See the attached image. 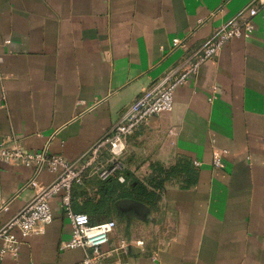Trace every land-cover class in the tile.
<instances>
[{
    "label": "crops",
    "instance_id": "obj_1",
    "mask_svg": "<svg viewBox=\"0 0 264 264\" xmlns=\"http://www.w3.org/2000/svg\"><path fill=\"white\" fill-rule=\"evenodd\" d=\"M253 2L252 34L227 41L176 87L170 112L129 137L124 163L134 176L120 181L126 185L87 181L73 192L75 212L117 222L104 264H264V3L0 0V141L15 136L29 151L48 145L70 161L144 87ZM154 165L175 172L151 183ZM56 175L1 162L0 203L8 208L0 227L34 199L28 181L46 185ZM136 180L155 197L147 202ZM101 188L108 199L99 200ZM50 205L51 223L22 237L18 257L0 264H79L86 251L63 248L72 225L60 196Z\"/></svg>",
    "mask_w": 264,
    "mask_h": 264
},
{
    "label": "built area",
    "instance_id": "obj_2",
    "mask_svg": "<svg viewBox=\"0 0 264 264\" xmlns=\"http://www.w3.org/2000/svg\"><path fill=\"white\" fill-rule=\"evenodd\" d=\"M256 1L264 3V0ZM257 13L258 8L253 2L220 26L174 70L144 87L124 109L118 122L77 160L70 161L64 156L49 153L48 145L35 151L25 150L15 136L0 141V163L31 166L35 173L42 169L57 173L53 181L46 185L39 182L37 176L26 183L37 193L28 205L0 227V263L8 254L18 257L22 237L44 230L51 223L53 213L50 200L59 195L61 207L72 225L71 239L63 248L84 249L86 254L79 264H104L108 254L103 247L109 242L117 222L108 219L93 223L87 213L75 212L72 202L74 187L87 181H105L111 177L124 182L122 172L127 169L124 156L129 148V137L146 125L151 117L170 112L176 87L188 83L191 74L197 73L206 61L216 58L227 41L250 36L255 28L253 18ZM180 43L178 38L173 40V46ZM214 165L223 167L220 153H215ZM7 208L0 203V210ZM125 247L126 243L122 241L121 248Z\"/></svg>",
    "mask_w": 264,
    "mask_h": 264
},
{
    "label": "trees",
    "instance_id": "obj_3",
    "mask_svg": "<svg viewBox=\"0 0 264 264\" xmlns=\"http://www.w3.org/2000/svg\"><path fill=\"white\" fill-rule=\"evenodd\" d=\"M173 172H175V171L171 168L170 169H164L161 165H156V166L154 165L153 175L150 176V178H149L150 182L151 183H155V182L157 183L158 182L161 185V184H163V180L167 179L169 177V175L172 174ZM122 174L125 177L126 182L128 181V179H130L132 176H134L133 173L129 169H126L125 171H123ZM113 180H115L120 185H126V182L121 183L120 181H118L117 177H111L110 179H107L105 181L94 180L92 182H95L96 184L100 183V182H101V184H106V183L113 181ZM136 182H138V184H141V186L139 187V189H140L139 191L145 195L147 202L155 197L154 191L150 190L147 186H145L143 183H141V181L136 180ZM156 187H157V185H156ZM83 188H84L83 185L75 186L73 189V192H76L77 190L79 191L80 189H81L80 191H84V190H82ZM101 189L98 190V195H97L99 200L101 201V200L108 199L107 196L104 194L105 191L103 189L102 190ZM97 204L102 206L103 203L101 202V203H97ZM83 213H86V212H83Z\"/></svg>",
    "mask_w": 264,
    "mask_h": 264
}]
</instances>
